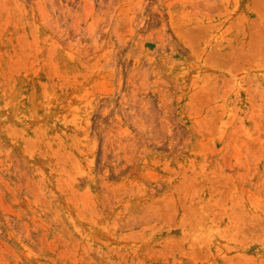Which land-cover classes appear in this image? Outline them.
<instances>
[{"label": "rangeland", "instance_id": "374dc122", "mask_svg": "<svg viewBox=\"0 0 264 264\" xmlns=\"http://www.w3.org/2000/svg\"><path fill=\"white\" fill-rule=\"evenodd\" d=\"M0 264H264V0H0Z\"/></svg>", "mask_w": 264, "mask_h": 264}]
</instances>
